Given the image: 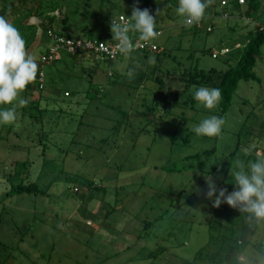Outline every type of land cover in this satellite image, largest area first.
<instances>
[{
    "label": "rangeland",
    "instance_id": "obj_1",
    "mask_svg": "<svg viewBox=\"0 0 264 264\" xmlns=\"http://www.w3.org/2000/svg\"><path fill=\"white\" fill-rule=\"evenodd\" d=\"M161 2L59 0L50 14L56 18L54 29L66 23L75 38L84 40L91 31L110 41L112 16L130 17L134 5L155 8L160 33L151 43L172 56L162 65L223 69V55L213 58L201 50L219 54L233 45L258 25L264 8L260 0L256 18H250L243 14L246 0L238 11L230 4L227 18L214 13L193 34L176 10L157 7ZM75 9L82 14L73 15ZM39 22V17L28 21ZM40 35L38 27L29 51L37 62ZM59 52V61L43 66L45 87L40 91L32 82L20 97L28 103L14 102L16 121L0 124V264H264L256 245L264 243V223L226 203L213 207L215 196H205L209 176L218 190H235L230 169L250 154H245L247 140L256 144L250 129L264 123V109L257 105L264 96V45L254 67L259 79L238 83L223 116L219 104L213 110L199 105L194 88L165 112L159 106L143 115L159 99L158 88L151 81L140 88L126 85L132 70L124 71L128 55L95 60L88 53L74 59ZM152 63L143 70L150 71ZM111 71L121 74L116 83L107 81ZM31 100H37V108ZM213 115L224 120L221 133L197 135L193 127ZM254 133L264 137L259 128ZM22 181L36 183L46 194L6 197L10 186Z\"/></svg>",
    "mask_w": 264,
    "mask_h": 264
},
{
    "label": "trees",
    "instance_id": "obj_2",
    "mask_svg": "<svg viewBox=\"0 0 264 264\" xmlns=\"http://www.w3.org/2000/svg\"><path fill=\"white\" fill-rule=\"evenodd\" d=\"M100 1L107 2V0ZM220 1H224V6H220ZM144 2H146V0H138V5L144 4ZM244 2L245 0H242V3ZM215 3L222 8L221 11L216 10ZM242 3H239V0H212L211 5L206 11V16L204 19L211 18L214 13L220 16H223V14L225 13L227 18L229 12H227L225 8L231 4L234 8H237L236 10L238 11ZM246 4L247 9L243 12V14L250 18H256V12L260 8V0H246ZM58 6L59 0H0V15L6 16V18L9 19L10 22H12L19 29L26 41V47L28 52L32 49L34 43L36 42L37 28L39 27L41 29L40 44L39 42L37 43V47L43 45L40 49V55L38 59L39 68H41L40 56L47 51L48 46L51 43L46 35V29H54L53 23L56 21L55 16L50 14V12L54 11L56 8H58ZM157 7L164 8L167 12L170 13L175 11L178 7V0H163L161 4L157 5ZM154 9L155 8L150 11L153 16L156 12V10ZM72 14L80 15L82 14V12H78V10L75 9L72 11ZM238 14L240 15L241 12H238ZM119 15H125L126 17H128L126 14H122L121 12H119L116 15L112 16V18L115 19ZM31 17H39L40 22L37 25L29 24L28 21ZM256 19H258L259 21L258 25L254 28L249 29L244 36L239 38V40L234 43H239V46L234 47L233 44L229 47H226L228 48V51L225 54L217 53L213 57L214 53L211 49L203 48L201 50V52H208L212 55L213 58H217L218 55H223V63L225 65V68L223 69H217L213 67L209 69H204L198 67L197 65L184 67H181V65H179L177 68H174L173 66L162 65V59H170L172 57L170 56V53L167 52L168 49L165 47L160 50V46L156 45V50L152 52L148 50L135 49V51L128 55L130 57V62L128 66L124 69L125 72H128L129 69H134L135 75H133L131 79L129 77L127 78V81L125 82L126 85L135 84V88H140L141 86H143L144 83L151 81L157 85L158 92L156 94H158L159 96V99L153 102L152 105L148 108V113L145 111L142 114L149 115L150 113H153L155 110H157L159 106H162L165 112L167 109L172 108L178 102L181 95L188 92L189 89L193 88V86L195 85L196 87L204 86L209 88H218L221 91V100L219 102V106L221 111L220 114L221 116H223L232 105V99L236 94L238 83L243 80L257 81L259 79L254 71V67L257 60L261 57V47L264 45V8ZM202 21L199 22V24H195L190 27L192 28L191 32L193 34H196L198 33V31L201 30ZM157 29L158 27L156 26V30ZM54 30L60 33L61 35L75 38L71 34L66 32V23L63 26H60L59 29ZM211 30V26H208L206 28L207 32H210ZM184 32L186 33V29L182 28L181 35H183ZM87 34L88 36L86 39L104 41L100 38L93 37L91 31ZM129 35L131 39H138V33L134 31ZM46 40H48L47 44ZM71 56L75 59L80 55ZM149 60H152L153 62L150 65V71H148L149 68L147 71H144L143 66H146V63H148ZM133 61L138 62L141 65L137 66L136 64H134ZM119 76L121 77L120 73H113L112 71L108 72L107 81L109 80L111 82L113 81L114 83H116L117 80L120 79ZM91 81L92 78L90 82ZM33 83L34 88L40 91L45 87V81L43 83L42 89L39 88L37 80H35ZM30 85L31 83L27 86L26 89H29ZM152 92L155 93L154 91ZM93 94L94 93H91L90 97H93L95 95ZM65 95L67 96L68 93H65ZM38 99L39 98H37V100ZM37 100H31V103H33L32 108L34 106L35 108H37L36 105H34ZM257 105H261L262 109H264V96L257 102ZM182 106L190 107L189 105H187L186 101H182ZM245 122L246 120L242 122L241 129H243ZM256 128H259L264 131V123L253 126L250 129V132H252L254 136L253 139L255 138L257 140H255L256 144L254 145L252 152H250V154L244 161L245 165H247V162L249 160L255 159L257 155H264V137L260 133L258 135L254 133V130ZM241 132L242 130L238 132L239 136ZM246 142L247 145L250 147L252 140L249 139ZM239 147L240 144L237 145V147L232 153H237ZM233 186H235L234 183ZM24 193L29 195L39 194L41 196H44L46 194V191L44 189H41L36 183H32L29 181L24 183L22 181L18 184H12L10 188L6 191L5 195L6 197H10L15 194ZM146 225L148 226L149 224ZM258 225L259 224L257 223L253 224L252 228L255 229ZM256 245L262 251L264 243L259 241Z\"/></svg>",
    "mask_w": 264,
    "mask_h": 264
},
{
    "label": "clouds",
    "instance_id": "obj_3",
    "mask_svg": "<svg viewBox=\"0 0 264 264\" xmlns=\"http://www.w3.org/2000/svg\"><path fill=\"white\" fill-rule=\"evenodd\" d=\"M138 2V0H137ZM212 0H178L177 16L182 18L184 27H191L201 22ZM157 10L156 15L159 14ZM112 40L117 43L118 53L129 55L135 51V46L129 35L130 31L138 33V39L151 42L158 38L156 18L148 9L141 10L133 6L130 17L122 16L119 20L112 18L110 24ZM39 65L35 55L30 54L26 41L19 29L4 15H0V124L8 125L17 119V105L24 106L27 100L20 98L27 86L37 79ZM131 79L134 72L127 73ZM194 99L205 109L213 110L221 100V91L218 88L196 87ZM224 125V120L218 116H209L202 119L193 127L199 136H218ZM254 146L245 149V154L252 152ZM233 183L236 188L231 193L227 188L217 189L216 184L209 176L206 179L207 199L213 201V207L219 208L226 203L234 209L247 213L250 219L257 223H264V155H257L249 160L247 165L241 159L235 161L230 169ZM218 191V195H216Z\"/></svg>",
    "mask_w": 264,
    "mask_h": 264
},
{
    "label": "built area",
    "instance_id": "obj_4",
    "mask_svg": "<svg viewBox=\"0 0 264 264\" xmlns=\"http://www.w3.org/2000/svg\"><path fill=\"white\" fill-rule=\"evenodd\" d=\"M239 3H242V0H239ZM224 4V1H221V5ZM125 15H119L117 20L120 17ZM226 17V14H223ZM199 24V23H198ZM209 29V28H208ZM159 32V31H158ZM160 33V32H159ZM131 34V32H129ZM46 35L50 40V45L48 46L47 51L40 56V64L41 68H39V73L37 76V82L40 89L43 88L44 83V72L42 67L44 65H49L56 60L60 59V50H64L65 52L71 55H81V54H92L95 60L98 59H116V57L120 54L116 51L115 45L116 41H97L90 39H79V38H71L60 33L56 32L54 29L47 28ZM132 42L135 46V49L139 50H148L155 51L156 44L151 42L140 41L139 39H132ZM228 51V48H221L219 50V54H225ZM215 53L213 54V57ZM262 251L264 252V246L262 247Z\"/></svg>",
    "mask_w": 264,
    "mask_h": 264
}]
</instances>
